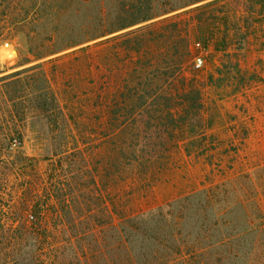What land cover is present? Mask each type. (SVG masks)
Listing matches in <instances>:
<instances>
[{"label": "rangeland", "instance_id": "374dc122", "mask_svg": "<svg viewBox=\"0 0 264 264\" xmlns=\"http://www.w3.org/2000/svg\"><path fill=\"white\" fill-rule=\"evenodd\" d=\"M194 1L24 0L31 4L14 10V17L34 24L0 39V78L26 71L21 78L27 79L44 71L65 121L59 129L49 126L40 109L26 110L24 122L1 118L0 162H10L2 184L13 189L19 182V152L39 160L44 171L62 156L79 163L80 152L86 183L107 168L114 183L125 186L122 194L131 196L132 213H170L182 256L188 245L202 250L221 239L227 244L247 227L258 237L251 232L236 248L258 244L264 238L258 233L264 225V8L254 6L257 15L250 18L251 0H217L207 11L215 18L200 24L202 6L216 0ZM204 33L217 41L228 36V51L214 57ZM40 45L42 53H55L36 60L30 47ZM193 89L202 91L203 127L193 111L186 123L171 124L165 116H185L187 103L178 104ZM137 90L150 104L148 113L137 126H124L122 119L111 128L109 108L124 95L136 98ZM144 150L146 171L128 159ZM89 195L86 210L99 213L100 202ZM210 255L219 256V250L211 248Z\"/></svg>", "mask_w": 264, "mask_h": 264}, {"label": "trees", "instance_id": "16d2710c", "mask_svg": "<svg viewBox=\"0 0 264 264\" xmlns=\"http://www.w3.org/2000/svg\"><path fill=\"white\" fill-rule=\"evenodd\" d=\"M199 1L203 0L194 2ZM218 1L202 6L203 11L197 18L198 23L209 21L211 16L215 18L214 13L207 11ZM30 4L24 0H0V39L5 34L12 31L21 32L26 25L34 24L32 21L14 17V10L25 9V6ZM249 4L246 12L250 18L257 15V8L254 6L264 8V0H251V6ZM150 19L148 16L138 22ZM247 20L249 22V18ZM208 26L207 24V28ZM201 36V39L208 43L206 46L212 48L214 57L228 51L231 45V39L226 35L218 41L216 36ZM49 41L53 43L54 39L50 38ZM198 44L201 45L200 42ZM183 45L187 51L191 50L187 40L183 41ZM43 47L45 46L30 47V52L36 56V60L55 53H42ZM183 68L181 63L180 71ZM25 72L20 71L0 78V98L3 99H0V119L9 115L13 121L24 122L27 120L26 110L40 109L47 115V125L59 129L65 119L50 80L44 71L22 79L21 75ZM41 82L43 86L40 85ZM134 92L136 98L124 95L122 100L113 103V107L109 108V114L112 116L110 121L114 122H111V128L122 119H125L122 122L124 126L128 122L137 126L139 119L148 113L150 104L143 95L138 97L139 90ZM186 103L188 110H183L185 116L180 117L178 111V114L170 112L165 117L171 124L177 125L179 122L186 123L187 115H191L193 111V115L198 118L196 125L202 128V91L193 89L184 96L183 103L178 105L184 107ZM166 108L169 109V106ZM50 112L51 115H48ZM144 123L148 125L147 121ZM16 134L19 137V147L22 148L24 137L20 130L16 131ZM169 137L174 139L175 135L171 133ZM140 153L130 152L128 159L140 162L141 169L146 171L147 165L143 160L149 162V159L145 150ZM19 155L23 172L19 174V182L14 183L13 189L2 184V181L7 180L3 175L10 162H0V264H264V238H261L258 244L254 243L248 247L240 245V248L238 245L236 248V243L242 242L243 237L249 236L251 232L258 237L256 230L244 228L241 232L232 234L227 244L225 239H221L202 250H195V244L188 245L187 256H182L181 247L177 245L175 229L170 228V222H173L170 213H165L163 208L141 214L132 213L131 196L122 194L125 186L118 181L115 184L107 168L103 171L104 174L100 169L96 176H89L90 181L86 183L84 177L88 172L84 173L83 166H87L84 165L85 157L80 152L77 154L79 163L68 162L65 156L60 160L46 159L51 162L45 171L36 158L24 156L23 152H19ZM78 164L79 167L75 169ZM154 180L153 174L143 185L148 188ZM41 181L44 183L40 184ZM124 184L127 185V181ZM89 194L94 195L97 204L100 202L99 213L93 214L88 208L86 210L88 203L92 201ZM88 220L93 225L84 226ZM258 233L264 234V225L258 229ZM210 247L219 250V256L212 257Z\"/></svg>", "mask_w": 264, "mask_h": 264}, {"label": "built area", "instance_id": "2783aa9c", "mask_svg": "<svg viewBox=\"0 0 264 264\" xmlns=\"http://www.w3.org/2000/svg\"><path fill=\"white\" fill-rule=\"evenodd\" d=\"M195 65H196L197 67H201V66L203 65V59H202V58H197V59L195 60Z\"/></svg>", "mask_w": 264, "mask_h": 264}]
</instances>
